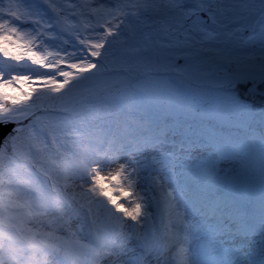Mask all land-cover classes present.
<instances>
[{"label": "snow or ice", "instance_id": "6c2138e0", "mask_svg": "<svg viewBox=\"0 0 264 264\" xmlns=\"http://www.w3.org/2000/svg\"><path fill=\"white\" fill-rule=\"evenodd\" d=\"M0 264H264V0H0Z\"/></svg>", "mask_w": 264, "mask_h": 264}]
</instances>
